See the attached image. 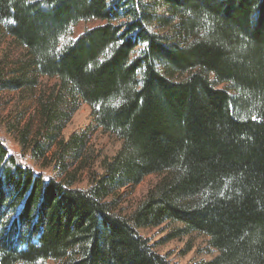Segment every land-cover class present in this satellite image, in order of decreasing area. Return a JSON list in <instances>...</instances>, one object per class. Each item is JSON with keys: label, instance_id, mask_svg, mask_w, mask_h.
<instances>
[{"label": "trees", "instance_id": "obj_1", "mask_svg": "<svg viewBox=\"0 0 264 264\" xmlns=\"http://www.w3.org/2000/svg\"><path fill=\"white\" fill-rule=\"evenodd\" d=\"M0 23L25 50L0 83L39 87L34 137L0 120V264H174L164 226L205 236L187 264H264V0H0ZM81 104L122 145L71 170Z\"/></svg>", "mask_w": 264, "mask_h": 264}, {"label": "rangeland", "instance_id": "obj_2", "mask_svg": "<svg viewBox=\"0 0 264 264\" xmlns=\"http://www.w3.org/2000/svg\"><path fill=\"white\" fill-rule=\"evenodd\" d=\"M96 24L95 22L88 23L86 26ZM83 25L78 26L75 29L76 33L83 30ZM25 50L13 41V38L5 31L4 25L0 23V76L4 79H8L15 73L20 66V63L24 59ZM33 88L29 85H25L20 89L11 90L8 87L3 86L0 83V120L4 115L14 117H21L24 121H29L31 125L30 136L34 137L39 128V118L33 116L38 113L36 105V95L39 94V87ZM37 107V108H36ZM23 121V122H24ZM75 129H82L87 133V144L83 148L80 156L70 157L68 159L70 163L69 169L73 170L80 163H84L89 160V153L92 152L96 155V162L99 158L97 156L106 155L108 157L113 156L121 147V140L114 134L102 132L95 126H92L91 108L87 104H81L78 110L74 113L70 123L66 124L65 133H69ZM44 145L49 144L47 137L42 138ZM58 143L48 145L51 149L48 154L57 148ZM15 150V148H14ZM89 166H85L82 170L83 173H87ZM82 176V173L79 172ZM162 177L161 174H149L145 176L142 181L136 185H128L120 189L115 195L116 208L121 209L124 212L131 211L139 200L146 195L147 191L154 186ZM87 180L84 179V184ZM167 228H152L149 229L148 234L152 237V241L164 240L161 243L159 249L162 252L168 251L174 264H187L193 260L203 257L204 255L199 253L198 247H202L205 243V236L196 234L193 240V244L190 248H187V237L169 239L165 238ZM194 236V235H193Z\"/></svg>", "mask_w": 264, "mask_h": 264}]
</instances>
